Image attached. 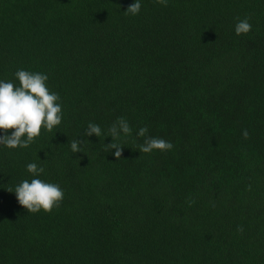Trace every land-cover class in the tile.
Segmentation results:
<instances>
[{
    "label": "trees",
    "instance_id": "obj_1",
    "mask_svg": "<svg viewBox=\"0 0 264 264\" xmlns=\"http://www.w3.org/2000/svg\"><path fill=\"white\" fill-rule=\"evenodd\" d=\"M133 2L0 0V80L44 73L63 111L28 148L0 145V264H264V0ZM141 127L174 147L141 152ZM33 178L64 190L58 208L8 191Z\"/></svg>",
    "mask_w": 264,
    "mask_h": 264
},
{
    "label": "clouds",
    "instance_id": "obj_2",
    "mask_svg": "<svg viewBox=\"0 0 264 264\" xmlns=\"http://www.w3.org/2000/svg\"><path fill=\"white\" fill-rule=\"evenodd\" d=\"M156 3L167 7L168 0H156ZM141 10V0H134L128 6L125 14L137 15ZM250 17L238 20L235 24L236 35H246L252 25L249 23ZM15 80H0V145L9 149L28 148L31 143L38 138L43 130L52 132L57 128L63 119L62 106L59 103L60 97L52 92L48 85V76L40 72H30L27 70H17ZM11 131V134L7 133ZM102 129L98 124L89 122L85 131V136L95 135L100 137ZM132 128L123 117L118 118L108 129V136L112 142L104 145L105 151L110 152L115 149L113 155L117 160L121 158L123 144L119 143L122 137L131 136ZM147 127H141L136 135L145 137L144 143L140 146L143 153H151L153 150L168 151L174 146L170 141L158 137H150ZM245 139L249 137L247 130L242 131ZM87 142H89L87 140ZM86 142L75 139L71 142L72 153L83 152L86 154L83 145ZM27 171L33 177H38L44 172L43 167H38L36 163H29ZM16 199L29 213H37L41 210L50 213L58 208L64 199V190L56 183L45 182L39 178H33L29 182L23 180L14 190ZM242 231L243 229H239Z\"/></svg>",
    "mask_w": 264,
    "mask_h": 264
}]
</instances>
